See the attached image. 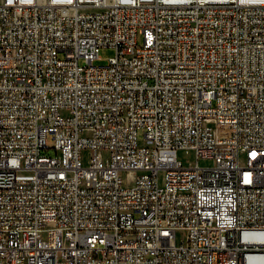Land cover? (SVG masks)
I'll return each instance as SVG.
<instances>
[{"label": "built area", "instance_id": "built-area-1", "mask_svg": "<svg viewBox=\"0 0 264 264\" xmlns=\"http://www.w3.org/2000/svg\"><path fill=\"white\" fill-rule=\"evenodd\" d=\"M0 264H264V0H0Z\"/></svg>", "mask_w": 264, "mask_h": 264}, {"label": "rangeland", "instance_id": "rangeland-1", "mask_svg": "<svg viewBox=\"0 0 264 264\" xmlns=\"http://www.w3.org/2000/svg\"><path fill=\"white\" fill-rule=\"evenodd\" d=\"M99 55H100V57H101V60H97V61L95 62V64H96L97 66H104V65L107 64L108 59L111 58V57H113V56L115 55V51H114L113 49H110V48H102V49L100 50V52H99ZM140 140H141L142 143H145V141H144V135H143V134H140ZM48 145H49V147L51 148V149H50V153H51V154H54V149H53V147H54V145H55V142H54V140H53V136H52L51 134H49V136H48ZM85 156H87V154H86ZM184 156H185V155L183 154V152H180V153H179V157H180V158H184ZM184 160H185V159H184ZM185 161H186V160H185ZM186 162H187V161H186ZM201 164H202V165H209L210 162H201Z\"/></svg>", "mask_w": 264, "mask_h": 264}]
</instances>
